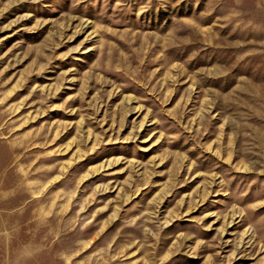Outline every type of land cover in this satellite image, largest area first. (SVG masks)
<instances>
[{
  "label": "rangeland",
  "instance_id": "obj_1",
  "mask_svg": "<svg viewBox=\"0 0 264 264\" xmlns=\"http://www.w3.org/2000/svg\"><path fill=\"white\" fill-rule=\"evenodd\" d=\"M0 264H264V0H0Z\"/></svg>",
  "mask_w": 264,
  "mask_h": 264
}]
</instances>
